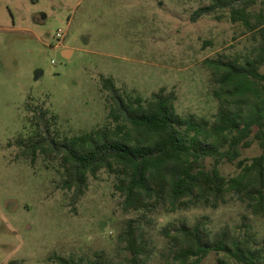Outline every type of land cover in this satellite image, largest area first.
<instances>
[{
	"label": "rangeland",
	"instance_id": "obj_1",
	"mask_svg": "<svg viewBox=\"0 0 264 264\" xmlns=\"http://www.w3.org/2000/svg\"><path fill=\"white\" fill-rule=\"evenodd\" d=\"M211 2L0 0V264H60L57 257L85 263L100 255L106 264H128L129 220L137 221L138 241L149 251L146 264L169 261L161 229L174 221L204 218L213 232L228 229L261 240L264 217L234 194L217 209L125 212L117 175L103 169L90 176L76 201L62 188L57 161L42 155L33 161L24 153L41 108L55 118L51 130L61 139L109 124L114 104L104 88L107 78L123 94L144 100L161 88L175 91L178 114L213 122L219 103L203 61L220 53L236 57L254 39L228 10L193 21L194 12ZM252 10L264 12V0ZM59 29L66 35L55 47ZM59 48L66 49L63 55ZM260 153L255 141L243 157ZM221 169L227 176L238 172L228 163ZM218 258L212 254L203 264H218Z\"/></svg>",
	"mask_w": 264,
	"mask_h": 264
},
{
	"label": "trees",
	"instance_id": "obj_2",
	"mask_svg": "<svg viewBox=\"0 0 264 264\" xmlns=\"http://www.w3.org/2000/svg\"><path fill=\"white\" fill-rule=\"evenodd\" d=\"M257 0H212L198 8L192 20L228 10L233 23L253 34L254 44L236 57L220 53L203 61L214 81L218 109L213 122L194 114H178L175 91L166 88L150 99L123 94L112 78L104 80L114 104L111 122L80 135L59 138L52 133L42 108L30 144L24 151L33 161L42 155L62 169V188L79 200L106 169L118 177L125 212L143 215L206 206L217 209L234 194L256 216L264 217V12H253ZM257 141L261 149L251 160L243 150ZM237 173L227 176L223 164ZM136 220H129L124 242L128 264H146L150 254L138 241ZM168 243L167 264H203L212 254L218 264H264V236L208 228L204 218L194 223L170 222L161 229ZM60 264H106L103 256L85 263L57 257Z\"/></svg>",
	"mask_w": 264,
	"mask_h": 264
},
{
	"label": "built area",
	"instance_id": "obj_3",
	"mask_svg": "<svg viewBox=\"0 0 264 264\" xmlns=\"http://www.w3.org/2000/svg\"><path fill=\"white\" fill-rule=\"evenodd\" d=\"M65 35H66L65 30H63V29L58 30V32L56 34L57 43L55 44V47H61Z\"/></svg>",
	"mask_w": 264,
	"mask_h": 264
},
{
	"label": "crops",
	"instance_id": "obj_4",
	"mask_svg": "<svg viewBox=\"0 0 264 264\" xmlns=\"http://www.w3.org/2000/svg\"><path fill=\"white\" fill-rule=\"evenodd\" d=\"M60 49V52L62 53V55L64 54V52L66 51V49L64 48H59Z\"/></svg>",
	"mask_w": 264,
	"mask_h": 264
}]
</instances>
